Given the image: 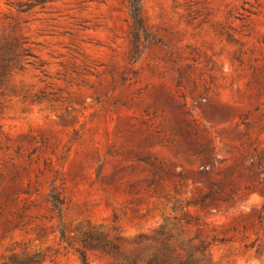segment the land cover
I'll return each mask as SVG.
<instances>
[{
    "label": "rangeland",
    "instance_id": "rangeland-1",
    "mask_svg": "<svg viewBox=\"0 0 264 264\" xmlns=\"http://www.w3.org/2000/svg\"><path fill=\"white\" fill-rule=\"evenodd\" d=\"M141 15L0 0V264H264V0Z\"/></svg>",
    "mask_w": 264,
    "mask_h": 264
},
{
    "label": "trees",
    "instance_id": "trees-1",
    "mask_svg": "<svg viewBox=\"0 0 264 264\" xmlns=\"http://www.w3.org/2000/svg\"><path fill=\"white\" fill-rule=\"evenodd\" d=\"M127 7L130 15V51L129 58L136 59L140 53V45L144 38H148V33L145 28V24L141 15V0H126ZM3 71H0L2 76ZM48 202L52 212L56 216H60L62 212V199L58 193L51 191L49 193ZM63 236V232H61ZM82 244L85 249H101L109 251L111 248L117 253L118 248L112 244L111 241L106 240L104 237H95L92 233H85L82 238ZM111 251V250H110ZM80 261L82 264H88L87 258L84 252H80ZM33 261V260H31ZM131 264H134L132 262Z\"/></svg>",
    "mask_w": 264,
    "mask_h": 264
}]
</instances>
